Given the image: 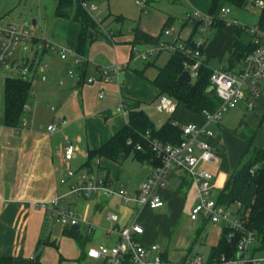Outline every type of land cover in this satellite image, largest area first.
<instances>
[{
	"label": "crops",
	"instance_id": "0c3cea01",
	"mask_svg": "<svg viewBox=\"0 0 264 264\" xmlns=\"http://www.w3.org/2000/svg\"><path fill=\"white\" fill-rule=\"evenodd\" d=\"M49 22L51 28L48 34H43L41 38L35 37L31 45L36 47L34 55L40 59L37 66L46 63L48 67L43 71L37 67L38 71L32 72L28 78L31 87L18 125L12 127L4 123L3 105L0 113V256L12 258V264H90L92 259L86 254L89 248L113 246L118 242V234L109 232L110 227L119 231L136 223L143 228V233L138 236L140 243L144 246L156 245L164 259L179 261L201 257L209 260L210 249L218 240L216 243L208 242L207 247L200 245L195 254L193 241L186 240L184 245L174 241L173 233L178 217L185 208L189 190L184 189L186 187L182 179L172 189H166L170 182L168 177L167 185L156 190L164 205L154 210L141 208L133 202L125 203L117 195L105 197L100 193H90L86 197H79L69 194L70 188L80 181L83 174L89 172L84 166L88 151L99 148L126 124L128 112L121 114L116 111L118 100L123 99L126 109L137 101L142 110L143 101L123 96L125 88L120 85L129 77L126 71L122 74L124 77L111 80L117 83L116 86L109 83L111 81L102 82L99 72L93 83H86L87 78L93 77L85 75L89 60L84 58V51L82 55L78 54L83 60L80 65L73 67L71 62L73 55L77 54L79 23L56 17L54 10ZM209 29L212 32L214 29L215 34L210 40L205 39L200 61L208 67L212 61H216L217 68L214 70H237L242 55L235 52L232 45L233 41L239 40L236 27L213 25ZM191 38L195 40L197 36ZM44 41L66 49L67 59L62 61L58 55L45 50L42 47ZM105 48L103 45L93 47L90 57L97 50L105 52ZM12 61L14 67V60L10 59L9 65ZM69 69L76 73L74 77H71L73 72L71 75L67 73ZM95 69L98 71L100 67L96 65ZM154 90L157 98L158 91ZM260 98L255 101L259 106L258 114L255 113L256 120L254 117L245 124L252 127L251 130L254 126H261L259 122L264 112V102ZM166 116V120L170 118L173 125L178 122V127L192 122L212 132L208 142L216 160L201 163L199 168L212 175L216 195L231 173L240 166L246 141L230 129L222 127L220 122L205 124L200 114L186 109L181 103L176 104L172 115ZM164 122L158 126L153 123L159 127ZM50 125L55 127L52 132L47 131ZM67 145L75 149L70 161L63 158ZM256 148H264V144ZM157 164V159L138 160L132 154L120 163L101 157L94 160L91 172L104 179L110 188L134 194ZM172 175L183 178L177 171H172ZM192 190L196 201L194 185ZM54 198L59 199V208L73 211L78 219L75 231L84 242L81 247L75 239L62 235L65 226L48 228L49 223L56 222L48 211L37 207V203ZM109 214L118 218L113 224L108 219ZM191 221H199L197 238L205 244L203 226L207 220L199 217Z\"/></svg>",
	"mask_w": 264,
	"mask_h": 264
},
{
	"label": "built area",
	"instance_id": "2783aa9c",
	"mask_svg": "<svg viewBox=\"0 0 264 264\" xmlns=\"http://www.w3.org/2000/svg\"><path fill=\"white\" fill-rule=\"evenodd\" d=\"M76 1V0H74ZM79 7L87 13V15L100 26L102 20L93 18V12H99L95 1L77 0ZM142 11L145 10L147 0H134ZM256 5L264 7V0H256ZM230 9L224 6H218L212 14H202L198 11H192L189 20L194 26L197 23L195 35L198 37L193 40L191 32L185 31L186 40L179 38L174 40L172 44L160 43L159 50L151 49L143 53L132 51L141 60L147 57H153L160 50H168L170 52L179 51L186 61L183 64V71H186L193 82L197 77V70L201 65V49L205 45L206 33L208 29L217 22H222L226 28L239 26L235 19H227ZM112 34V33H109ZM251 43L255 48L241 58L240 67L235 71L217 69L212 71L210 75V87L215 96L219 99L218 106L212 110H203L201 116L205 124H217L224 111L234 108L239 102H244L247 109L254 107L256 99L260 96L258 90V81L264 77V26L259 28L255 26L250 31ZM35 36L28 29H17L12 24H0V65H8L14 51L18 47L25 48V45L33 43ZM189 39H191L189 41ZM52 54L59 56L60 60H66L68 51L51 42L44 41L43 46ZM82 58L78 54H74L71 60L72 66H78L82 62ZM48 67L46 63L38 66L39 71H43ZM122 67L115 65L112 68L98 70L99 77L102 82L118 80ZM72 69L68 70V74H72ZM44 80V76L42 77ZM94 78H87L86 83H93ZM102 97V94L99 95ZM155 110L158 113L172 115L176 110V103L166 95L157 97ZM116 111L126 114L127 109L123 99H119L116 104ZM178 126V122L174 123ZM25 126V121L23 122ZM181 136L180 141L175 144L163 143L157 139L145 134L150 151L158 160V164L151 170L149 177L139 186L134 194H129L123 189L115 190L109 187L104 179L99 178L93 172L83 174L80 181L70 188L69 194L79 197H86L90 193H100L105 197L113 195L119 196L125 203L133 202L141 208L150 210L161 208L164 203L162 198L157 194L156 190L164 188L168 183L170 171H177L186 174L196 189V204L194 205L190 219L196 220L199 217L210 221L211 223L224 222L226 226L233 231H241L242 235L237 243V253L234 259L226 261L225 264H264V257H247L246 251L248 247L255 241V233L246 231L238 218L232 219L229 211L216 203L214 187L212 184V175L199 168L201 163L213 162L216 155L213 152L208 139L212 136V132L202 125L196 123H185L179 126ZM55 130L53 125L47 127V131ZM130 144V141H127ZM137 150H141L142 146L137 144ZM75 149L72 145H67L63 151L65 161H70L74 156ZM58 198H54L48 202H39L37 207L48 211L54 218V221L65 227H74L77 225L78 219L73 211L69 209H61L58 207ZM109 221L113 224L117 221L114 214L108 215ZM109 232H115L119 236L118 242L113 246L99 245L87 250V257L92 260H100L104 264H122L127 257V264H217L215 260H205L201 257L193 259L170 261L164 260L158 253L156 245L144 246L138 240V236L143 233V228L136 223L124 227L119 231L110 227ZM243 253L242 259H237V254ZM223 260V257L221 258Z\"/></svg>",
	"mask_w": 264,
	"mask_h": 264
},
{
	"label": "rangeland",
	"instance_id": "374dc122",
	"mask_svg": "<svg viewBox=\"0 0 264 264\" xmlns=\"http://www.w3.org/2000/svg\"><path fill=\"white\" fill-rule=\"evenodd\" d=\"M95 4L99 12H93V18H99L102 21L99 26L100 29L94 31L95 38L87 41L85 45L84 58L89 60L85 75L93 78L98 77V71L95 69L96 65L104 69L112 68L117 64L120 65L122 71L118 77H124L122 74L125 71L129 73L128 79L125 83L123 82V85H120L125 88L123 96L141 99L143 101V110L157 126L160 125L166 120L167 116L155 110L157 98L155 97L154 87L149 80L155 75L156 66H162L166 62L170 51L160 50L155 59L147 57L146 60L137 58L136 55L132 54V51L137 50V53H143L151 49L159 50L158 46L160 43L172 44L178 38L186 40L185 31L190 32L193 30V25L188 19L189 15L192 11L206 14L210 4L209 0H147L145 13L135 4L134 0H98L95 1ZM54 6L55 2L53 0H0V24H12L17 29H28L33 32L35 37L41 38L43 34H48L51 28L49 21L52 17ZM218 6L228 7L230 12L226 18L238 21L239 26L237 28L240 30L241 28L246 29V31L238 33V39L243 43H247L251 38V29L257 25L262 7L256 5V0H245L241 5L220 0ZM115 17L120 19L115 21ZM167 20L168 23H166ZM33 21H35L34 26L32 25ZM214 34V29L213 32L212 29H209L204 39L210 40ZM196 36L194 34V37ZM101 45L106 47V51L97 50L90 57L91 49ZM35 49L36 47H32L31 44L25 45L24 49L18 47L11 57V60L15 61L14 67L11 68L9 64L0 65V113L3 105L4 79L6 77L29 78L32 72L38 71L37 64L40 59L38 55H34ZM113 49L115 50L114 53ZM147 61H153L154 66L148 65L145 67ZM223 66L227 68L225 64ZM209 68L213 70L217 68L216 61H212ZM136 69H139V71L143 69V75L137 73ZM75 74L73 70L71 77H74ZM109 83L117 85L115 81ZM258 90L261 93L259 96L261 97L260 100L264 102V77L258 81ZM102 92L106 93L105 90ZM105 97H107V94ZM258 107V103L255 102L253 109L249 110L245 107V103L241 101L234 108L224 111L219 122L222 127L230 129L237 135L243 133L249 136L252 127L249 128L245 124L254 117V120H256L257 115L255 113L258 114ZM253 128L256 130L253 145L255 147L263 146L264 126L261 125L258 128L254 126ZM245 159L242 158L241 164ZM170 173V182L166 189H172L173 185L178 183L180 179L185 183L186 188L184 189H189L185 208L178 217L175 232L173 233L174 241L183 245L186 240L189 242L193 241L192 247L195 254L200 245L207 247L208 242H217L219 232L225 226V223L206 221L203 226V235L206 234L205 244L201 242L197 238V224H199V221H191L189 218L190 210L196 204L194 191L192 190L193 184H191L190 178L184 173L178 172V175L183 176V178L172 175V171ZM236 206L232 204L227 208L232 219L238 218ZM52 227L58 229L62 226L57 223H49L48 228ZM258 246L255 237V241L246 251V256L264 257V251L257 250ZM89 262L90 264H100V260H91Z\"/></svg>",
	"mask_w": 264,
	"mask_h": 264
},
{
	"label": "trees",
	"instance_id": "16d2710c",
	"mask_svg": "<svg viewBox=\"0 0 264 264\" xmlns=\"http://www.w3.org/2000/svg\"><path fill=\"white\" fill-rule=\"evenodd\" d=\"M53 1L55 2L54 15L56 17L71 19L79 23L80 31L77 37L76 53L82 55L86 42L95 38L94 31L100 29L99 25L79 7L77 0ZM219 1L220 0H210L207 13H214L218 7ZM224 1L241 5L245 0ZM119 19V17L114 18L115 21ZM166 23H168V20ZM215 25L225 27L220 21ZM256 26L259 28H263L264 26V7L262 8ZM196 28L197 23L193 26L191 36L195 34ZM236 29V35L240 31H246L245 28H241L240 30L236 27ZM89 33H91V36H89ZM190 40L191 39H189V41ZM232 45L235 52H239L242 57L255 48L250 40L247 43L235 40ZM203 48L201 49V54ZM157 55L158 53L152 58L155 59ZM185 61L186 58L179 51H175L170 52L169 57L162 66H156V74L149 82L158 91L157 97L166 95L177 104L181 103L186 109L198 114H201L203 110H214L219 104V99L215 96L210 87L209 79L212 74V69L201 62L197 70V77L193 82L177 83V78L183 71V64ZM148 65L154 66V62L147 61L145 67ZM136 72L143 75V70ZM30 87L31 81L28 78L6 77L4 79L3 110L4 123L6 125L12 127L18 125ZM127 109L126 124L116 131L99 148L88 151V158L84 166L87 167L89 172L93 170L94 160L101 157L115 163L122 162L130 154L138 160L148 158L156 160V157L150 151L147 141L145 140L144 136L146 133H148L151 138L157 139L163 143L175 144L180 141V129L178 126L171 123L170 118L161 126L155 127V124L148 115L139 108V102H134V104L130 105ZM259 124L264 125V112L260 118ZM255 131V129L251 130L249 136L243 133L239 134L247 143L243 153V158L246 159L231 173L224 187L215 195V199L218 205L226 209L232 204L237 205L236 214L241 221L242 227L246 231L255 233L259 245L257 250L264 251V148H256L252 144ZM127 141H130L129 145ZM137 144L142 146L141 150L136 149ZM62 235L75 239L80 247L84 243L82 238L78 235V232L71 227L63 228ZM241 235V231H233L225 225L221 229L218 242L210 249L209 260H215L217 264H225L226 261L234 259L237 253V243ZM222 257L223 260H221ZM127 263L128 258L126 257L122 264ZM0 264H12V258L0 256Z\"/></svg>",
	"mask_w": 264,
	"mask_h": 264
},
{
	"label": "water",
	"instance_id": "95a60500",
	"mask_svg": "<svg viewBox=\"0 0 264 264\" xmlns=\"http://www.w3.org/2000/svg\"><path fill=\"white\" fill-rule=\"evenodd\" d=\"M32 25H35V21L32 22ZM89 36H91V33H89ZM13 61L10 63V66H13ZM190 82V77L186 71L181 72V74L177 78V83H189ZM73 230H77V227H71ZM243 258V253H238L237 254V259H242Z\"/></svg>",
	"mask_w": 264,
	"mask_h": 264
}]
</instances>
